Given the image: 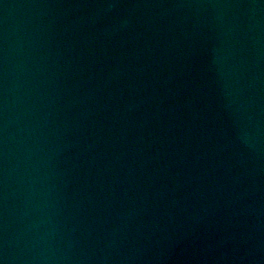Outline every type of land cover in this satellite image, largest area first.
Masks as SVG:
<instances>
[{"label": "water", "instance_id": "1", "mask_svg": "<svg viewBox=\"0 0 264 264\" xmlns=\"http://www.w3.org/2000/svg\"><path fill=\"white\" fill-rule=\"evenodd\" d=\"M0 264H264V0H0Z\"/></svg>", "mask_w": 264, "mask_h": 264}]
</instances>
